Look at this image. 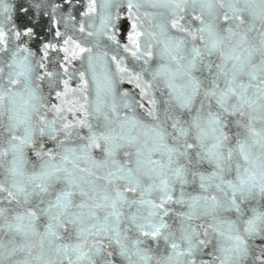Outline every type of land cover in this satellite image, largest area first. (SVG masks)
I'll use <instances>...</instances> for the list:
<instances>
[{
  "label": "snow or ice",
  "instance_id": "snow-or-ice-1",
  "mask_svg": "<svg viewBox=\"0 0 264 264\" xmlns=\"http://www.w3.org/2000/svg\"><path fill=\"white\" fill-rule=\"evenodd\" d=\"M62 6L19 8L51 9L65 76L86 63L51 105L54 73L9 47L33 28L0 12V264H264V0H127L126 45L111 0L62 15L83 42Z\"/></svg>",
  "mask_w": 264,
  "mask_h": 264
},
{
  "label": "water",
  "instance_id": "water-1",
  "mask_svg": "<svg viewBox=\"0 0 264 264\" xmlns=\"http://www.w3.org/2000/svg\"><path fill=\"white\" fill-rule=\"evenodd\" d=\"M33 0H2L0 2V12L3 11V4L6 3L10 5L11 11L10 15L12 16V23L17 26L18 29L22 30L25 26H30L33 28L34 35L32 37H24L21 36V39L19 41L11 40L9 47L11 48L12 45L17 43H23L29 51L33 54L32 60L33 62H42L45 64L46 71H50L54 73V79L56 80L57 87L55 90L50 89L49 85L44 82L40 81L41 84V91L43 95L45 96L46 102L51 105L54 103H59V101L55 97V91H63V85L59 84V80L64 79L68 80L69 87L75 88L77 84L79 83V77L77 73L79 71H85L86 70V63L82 62L81 60H75L72 62L71 65H68L69 67V75L65 76L63 74V70L60 69L59 65L63 61L64 54L59 51V47L62 45L63 37L57 38L55 36V30L51 27L50 23V16H51V9L47 8L48 15H44V9L40 10L39 15H36L35 12L30 14V16H26L23 13L19 11V8L22 4L30 5L32 4ZM41 4H47L49 0H38ZM52 2L59 3L60 0H52ZM96 6H97V12L95 14V17L93 18V22L95 24H99V18H100V5L105 2V0H95ZM126 2L127 0H111L112 7L106 10L110 11L113 15H115L117 12L120 13L119 19L115 22L114 27V34L116 36L117 41L120 45H126L129 43L128 36L129 32L131 31V22L128 20V13L126 8ZM88 0H71V6H62V12L58 11L56 13L58 20H60V23L57 24V28L62 32L65 33V35H70L75 39L81 40L83 42L82 34H80L77 30H73L71 28V23H69L68 29H65L64 22L62 19V15L71 14L75 17L76 22L78 23L81 20L80 13L85 10L87 6ZM116 4H119L120 7H115ZM144 11H154L151 8L142 7L140 12L143 14ZM85 22L87 23L89 17L83 18ZM11 27V25H9ZM51 42L53 44L57 45V49L48 50V56L44 60L41 59L43 57V53L40 51L41 46L43 43ZM102 43L107 45L106 49L108 50L109 54H117L119 56H124L125 61L124 63L130 67L134 68L137 66L138 62L134 61L133 58L130 56L129 53L124 52L122 47H117L115 44H109L106 41V38H102ZM4 58L2 54H0V59ZM42 71L39 68H37V74ZM123 87L127 88L130 92H132L137 99H139L138 96V90L133 89L132 85L125 84ZM140 110L137 109V112ZM70 118V114H69ZM51 147L52 145L49 143L48 145ZM3 177L0 176V179ZM259 241L254 242V246L258 245Z\"/></svg>",
  "mask_w": 264,
  "mask_h": 264
}]
</instances>
